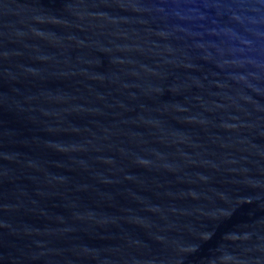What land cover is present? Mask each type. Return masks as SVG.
I'll return each instance as SVG.
<instances>
[{"label": "water", "instance_id": "1", "mask_svg": "<svg viewBox=\"0 0 264 264\" xmlns=\"http://www.w3.org/2000/svg\"><path fill=\"white\" fill-rule=\"evenodd\" d=\"M0 264H264V0H0Z\"/></svg>", "mask_w": 264, "mask_h": 264}]
</instances>
